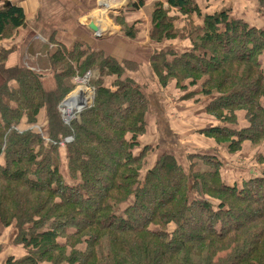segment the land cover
<instances>
[{"label": "trees", "instance_id": "1", "mask_svg": "<svg viewBox=\"0 0 264 264\" xmlns=\"http://www.w3.org/2000/svg\"><path fill=\"white\" fill-rule=\"evenodd\" d=\"M147 2L129 0L122 13ZM159 2L148 34L157 47L147 59L159 86L180 77L197 85L205 114L220 125L199 134L228 140L231 156L264 147V29L227 8L204 14L197 0ZM25 19L21 7L0 0V42L18 36ZM136 23L126 38L134 40ZM52 37L44 39L48 67L39 73L23 61L8 65L14 46L0 47V234L16 229L20 246L3 264H264V151L239 185L222 178L216 148L187 154V168L172 153L146 166L151 148L138 139L150 101L129 76L142 64ZM74 65L95 66L101 77L92 105L66 126L57 106L73 88ZM45 74L54 80L48 91ZM41 111L53 127L48 140L27 128Z\"/></svg>", "mask_w": 264, "mask_h": 264}, {"label": "rangeland", "instance_id": "2", "mask_svg": "<svg viewBox=\"0 0 264 264\" xmlns=\"http://www.w3.org/2000/svg\"><path fill=\"white\" fill-rule=\"evenodd\" d=\"M38 1L40 3V8L37 9L38 11H37V14H35L36 16H34V19L28 20L26 23H24L23 28H21V30L18 32V36L17 35L13 36L14 33L12 35L9 34V35H11L10 37L13 39L7 40L6 42H0V47L2 44L7 45L9 47L14 46L13 51L15 50L14 53L18 54V58H20V60H21V65H22V61H23L22 67L23 66L25 67L24 62H26V64L29 66V68H31V69L33 68L34 70H36L38 68L40 71H43L40 68L48 67L47 66V64H48L47 60L48 59L43 58L44 54L46 55V52L45 53H37L38 55H36V57H32V56H34V54L33 55L30 54V50H29V48H27V43L22 38V36L25 34H27V35H28V33H32L31 35L37 34L36 36L38 39L48 40L50 38L51 34L53 33V37L51 38L52 40L57 38L58 36H63V37H67L72 42V41H81L82 40V39H80V38H82V36H80V38L74 37V32L79 30L82 33H84L85 36H89V37H91L95 40H98V41L99 40L104 41V40L110 39L121 28L123 29L124 34L127 33L129 30V26L124 24L125 20H124V22L121 21L122 10H124L126 8L127 4L129 3V0H118V3L116 6H114V4H113L110 8H108V9L105 8L104 10H103V8H104L103 0H79L80 1L79 7H77L74 2H71L69 0H38ZM116 1L117 0H115V2ZM207 1L214 3L213 0H207ZM156 3L160 4V2L158 0H149V2L146 3V6L142 9L144 11V14H148L150 11H153L152 7ZM162 7H163V5H162ZM204 8H205L204 14L205 13H213V12L219 11L221 9V7L214 6L212 4H209V5L205 4ZM109 9H113V10H109ZM120 9H121V12H120ZM78 20L80 21V23H78ZM78 24H79V26H78ZM88 24H90V25L93 24L94 26H96L98 28V30L101 31V34L96 35L93 32H91L90 27H89L90 25L88 26ZM134 28H135V30L137 28L142 29V27L138 26V25H136V27H134ZM81 42H83L90 49V51H93V52L100 51L99 49H96V48L92 49L84 41H81ZM43 50H44V48H43ZM43 50H42V52H43ZM140 52L145 56V58L149 57L150 53H151L148 51H141V50H140ZM88 56H90V55L87 53L81 61L86 60L87 58H90ZM262 62H264V59L262 60ZM141 67H142V65H141ZM141 67L139 69L137 68L135 71L132 70L134 72L130 71L131 73H129V76L132 77L135 81H138V83L141 84V86H143L145 88V91L147 94H151L152 92H156L157 90H159L161 87L159 86V81L157 80V78L154 77L155 75H153V78H155V80L150 81L149 77H148V73L145 70L146 67H144V70H141ZM263 68H264V63H263ZM37 72L39 73V71H37ZM76 73L78 75H82V74L87 73L88 75L91 76L89 83L94 88V96H95V89H96V83L95 82L98 80V77L100 76V72L98 71V69L95 68V66L94 67H87L86 69H83V68L78 69V67L74 65L72 68L71 76L69 77L70 78L69 84L73 85L72 90L76 89V85L72 83V78L74 77V75ZM103 79H105V78H103ZM167 80L168 81H167L166 86L168 88H165L166 90H165V92H163V94H166L167 91H173V94H175V96L173 97L174 98V105H177L178 102L181 101V99L190 100L193 103L201 104L202 100L204 99V96H203L204 93L202 90H200V88L197 85H195V84L192 85L190 82V85H192V86H190L189 82L184 81V79L182 77H180L178 80H173L170 78ZM175 81L176 82L179 81V82L173 83ZM53 84H54L53 77L47 76V74H45L44 79L42 80V85H44V87L47 89V91L51 90L54 87ZM175 86H176V88H178V90H179L178 92L175 91ZM77 89H79V88H77ZM187 90L189 92L185 93ZM70 92H68L66 94V96ZM160 95H162V94H160ZM66 96L63 98L65 99ZM162 97H163V95H162ZM166 97H169V96H167V94H166ZM186 97H189V98L187 99ZM94 99H95V97H94ZM161 103L166 105L165 100L161 99ZM84 110H81V113ZM242 114H244V113L240 112V113H237L236 115L234 114V118L238 119V116H242ZM196 115H199V116H196ZM200 115H203V114L197 113V114H195V117L193 115H192V117L196 120H200L203 118V116H200ZM79 118H80V116H79ZM229 118H231V115L229 116ZM77 120H75V121H77ZM209 120L212 121V119L210 117H209ZM27 126H28L27 128H32L33 129L32 131L35 134L41 136L42 139H44V140H48L45 137L48 135V131L50 133L53 129V127H51V126H50V128L47 127L48 124L46 121L45 113H43L42 111L37 116L36 123H33L32 125H27ZM22 131H24V129L21 127V132ZM68 137H66L64 139H67ZM169 137H170L168 139L169 143L166 144L164 142L166 144L167 149H172V150L177 149L178 146H177V142L175 139L176 137L173 135H169ZM181 140H183V138ZM205 142H206V144L212 145V147L219 149L222 152H225V151L228 152L226 155V157L228 158L227 160L229 162H235L238 164V165H235L236 167L240 168L236 174V177L234 176L233 173L228 174L225 171H223V176L226 175V177H228L230 179H236L237 177H240V175L247 173V172L248 173L249 172L254 173L255 171H253V167H252L251 162H253V159L258 154V152H260L261 150H262V152L264 151V147H262L263 145L254 144L255 147H253L247 155H244V157H242V156L240 157V155L237 157H233L237 151L233 152L231 150L228 151L226 149V144H228V142H229L228 140L225 141L224 143H220L222 145L217 144L212 139L205 141ZM165 144L159 143L158 146L160 148H163V147H165ZM247 145H248V141H246V142L242 141L239 146L240 147L242 146V149H243ZM142 147H144V145ZM258 147H259V149H258ZM153 151H154V149H153ZM148 152H149V157L147 158L146 166L151 165L153 163V159L151 156L152 155L151 149ZM230 153L233 156H231ZM59 155H60V162H61V158H62L61 150H60ZM220 155L222 158H224L223 153H221ZM260 165H262L261 167H263L264 163H260ZM60 166H62V165H60ZM201 168H203V167H201ZM225 169L228 172V169L226 167H225ZM61 172H62L63 177L65 179H67L68 178L67 173L64 171V169H61ZM16 232H17V230L14 228L8 229L7 237L5 238V236H2L1 240L3 242H5V240H8V241H7V243H4L5 244L4 246H1L2 249L0 247V249H1V251H0V264H1V261L3 258L2 257L3 252L9 251V253H16L17 250L20 248V246L18 244L13 242L12 236H14ZM3 249H4V251H3Z\"/></svg>", "mask_w": 264, "mask_h": 264}, {"label": "crops", "instance_id": "3", "mask_svg": "<svg viewBox=\"0 0 264 264\" xmlns=\"http://www.w3.org/2000/svg\"><path fill=\"white\" fill-rule=\"evenodd\" d=\"M7 1L13 2L18 7L22 8L24 15L26 16L25 23L28 20L34 19V16H36L35 14H37L38 11L37 9L40 8V3L38 0H7ZM69 1L74 2L77 7H79L80 5L79 0H69ZM213 2L214 3L208 2L207 0H197V4L199 8H201L203 13L205 12V8H204L205 4L206 5L212 4L214 6L221 7V9L223 8L230 9L232 13L235 14V16L241 17L242 20H245L250 25L257 27L259 29H264V0H213ZM103 3L105 5V0H103ZM143 8H141L139 11H134V12L124 11V13H121L124 18L122 21L124 22L125 20L126 22V23L124 22L125 25L130 26V24L137 22L136 25L142 27V29L139 28L136 29L137 31L138 30L139 31L136 34L134 40L126 38L122 28L118 30L115 33V35H113L110 39L104 41L103 40L98 41L89 36H85L84 33H82L79 30L74 32V37L80 38V36H82V38H80L82 39L81 41H84L92 49L93 48L99 49L100 51L103 52V54H105V57L110 56L113 59H115L118 63L122 62V60H127V61L131 60L139 64L141 63L142 64V67L140 66L141 70H144V67H146L145 70L148 73L149 80L150 81L155 80V78H153V74L150 67H148L147 59L149 57L145 58V56L140 52L141 50V51H148L153 53V51L157 47L156 46L157 44L151 42L150 38H148L149 30L151 28L150 14L152 11H150L148 14H144V11L142 10ZM78 23H80L79 20ZM36 35H34L32 38L26 41L27 48H29L30 50V54L31 55L34 54V56L32 57H35L37 53H43L42 50L46 44L44 40L38 39ZM56 39L59 42L65 44L67 47H69V44L71 43V41L67 37L58 36ZM14 52L9 55L7 64L10 66L21 65V60L20 58H18V54ZM165 88H160L159 90H157L156 92H152L151 94L146 93L150 101V107H149L150 112L146 117V123H147L146 132L139 137L138 143H140V146L144 145L146 147L148 146L151 149L152 148L154 149V151L153 149L151 151L152 159L158 157L159 154L172 153L177 159V162L180 165H183L185 168H187L188 167L186 161L187 154L196 153V152H205L208 151L210 148L211 149L214 148L212 147V145L206 144L205 141H208L210 139L199 134V130L208 128L209 126H220V125L219 122L214 121L211 118V116H207L205 114L204 106L207 104L206 100L203 99L201 104H196L190 100L181 99V101L178 102L177 105H174L173 97L175 96V94H173V91H167L166 94L169 97H166V94H163V92H165L166 90ZM176 92L178 91L176 90ZM160 94H162L163 97ZM161 99L166 101V105L161 103ZM197 113L203 114L200 115L203 116V118L200 120L194 119L192 115L195 117V114ZM209 117L212 119V121L209 120ZM169 135H173L176 137L175 139L178 148L175 150L167 149L166 147V144L169 143L168 141V139L170 138ZM182 138L183 140H181ZM159 143L165 144V147L160 148L158 146ZM218 152L220 158L222 159V162L224 163V171L228 174L233 173L234 176L236 177V174L240 168L236 167L235 165L238 164L235 162H229L227 160L228 158L226 157V155L228 152L226 151L222 152L221 150L220 151L218 150ZM221 153L224 154V158L221 157L220 155ZM225 167L228 169V172L226 171ZM245 174H248V172L242 174L241 176ZM222 178L225 181L227 180L229 184L237 183L239 185L241 181L240 177H237L236 179H230L226 177V175L223 176V172H222ZM7 234H8V229L5 230L4 232H1L0 247L4 246L5 245L4 243H7L8 240H5V242L1 240L2 236H5L6 238ZM8 254H10L9 251L3 252L2 254L3 258L1 264H3L4 258Z\"/></svg>", "mask_w": 264, "mask_h": 264}, {"label": "built area", "instance_id": "4", "mask_svg": "<svg viewBox=\"0 0 264 264\" xmlns=\"http://www.w3.org/2000/svg\"><path fill=\"white\" fill-rule=\"evenodd\" d=\"M24 65L32 72H41L38 68L36 70L29 68L26 62H24ZM90 79L91 76L87 73L82 75H78L76 73L72 78V83L75 84L76 89L79 88L80 91L74 92L76 89L72 90L57 106V112L59 113L64 125L68 126L71 122L79 119L81 110H84L92 105L94 101V88L89 83ZM70 140L71 139L68 138L65 141L68 142Z\"/></svg>", "mask_w": 264, "mask_h": 264}, {"label": "bare ground", "instance_id": "5", "mask_svg": "<svg viewBox=\"0 0 264 264\" xmlns=\"http://www.w3.org/2000/svg\"><path fill=\"white\" fill-rule=\"evenodd\" d=\"M117 3H118V0L115 2V0H105V5H103L104 6V8H103V10L105 9V8H110L113 4H114V6H116L117 5ZM102 8V7H101ZM109 10H113V9H109ZM90 24H88V26H89ZM100 35V34H99ZM80 91V89H77V90H75L74 92H79Z\"/></svg>", "mask_w": 264, "mask_h": 264}, {"label": "water", "instance_id": "6", "mask_svg": "<svg viewBox=\"0 0 264 264\" xmlns=\"http://www.w3.org/2000/svg\"><path fill=\"white\" fill-rule=\"evenodd\" d=\"M120 12H121V9H120ZM120 12H119V13H120ZM89 27H90V31L93 32L94 34H96V35L101 34V31L98 30V28H97L96 26H94L93 24L90 25Z\"/></svg>", "mask_w": 264, "mask_h": 264}]
</instances>
